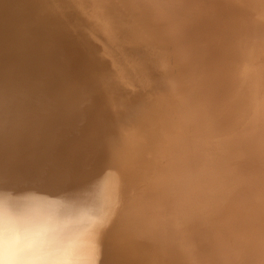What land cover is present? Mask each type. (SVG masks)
Masks as SVG:
<instances>
[{
	"label": "bare ground",
	"instance_id": "bare-ground-1",
	"mask_svg": "<svg viewBox=\"0 0 264 264\" xmlns=\"http://www.w3.org/2000/svg\"><path fill=\"white\" fill-rule=\"evenodd\" d=\"M2 195L92 264H264V0H0Z\"/></svg>",
	"mask_w": 264,
	"mask_h": 264
},
{
	"label": "clouds",
	"instance_id": "clouds-1",
	"mask_svg": "<svg viewBox=\"0 0 264 264\" xmlns=\"http://www.w3.org/2000/svg\"><path fill=\"white\" fill-rule=\"evenodd\" d=\"M90 229L30 198L0 196V264H92Z\"/></svg>",
	"mask_w": 264,
	"mask_h": 264
}]
</instances>
